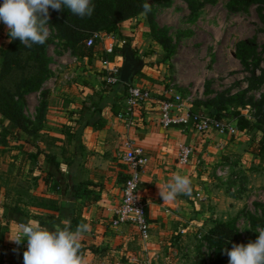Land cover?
I'll list each match as a JSON object with an SVG mask.
<instances>
[{
	"label": "rangeland",
	"instance_id": "obj_1",
	"mask_svg": "<svg viewBox=\"0 0 264 264\" xmlns=\"http://www.w3.org/2000/svg\"><path fill=\"white\" fill-rule=\"evenodd\" d=\"M194 1L201 6L195 13H191L183 0H169L168 5L148 0L155 12L156 25L159 29L165 30L171 40V49H163L152 38L147 17L139 15L127 23L128 35L125 38H116V56L121 61L123 55L121 50L127 45L140 68L146 67L155 76L156 84L170 87L182 97H191L193 111L210 116L211 108L208 103L216 94L221 92L235 94L247 87L245 79L249 74L234 56L237 42L254 38L263 59L260 67L264 68V21L261 19L264 17V11L259 13L256 5H250L245 10L233 13L228 9L229 0ZM49 29L50 44L47 51L50 58V76L43 83L41 90L25 96L24 113L30 120H34L43 92L45 94L40 130L32 137L23 132L16 134V128L0 116V200L8 199L7 202H0V211L8 213L7 221H0L2 223L0 229L4 228L3 221L8 222L6 234L0 238V259L1 252L5 250L10 264H23V252L26 251L23 244L18 246L8 239L14 223L10 211L14 207L22 211V222L38 216L40 219L36 220L49 230H55L64 224V216L60 210L63 209L66 213L69 207L61 208L57 205V192L51 180L48 186L43 187L42 184L48 167L46 156H54L60 164V169L61 165L70 164V157L65 153L68 151L57 144L59 142L57 135H73L78 125L79 108L76 111L69 110L72 119L76 116L75 120H71L74 125L57 124V120L52 119L57 117V107L60 104L57 88H67L68 91L71 89L70 96L84 97L80 87L72 86H82L86 81L94 80L85 78L83 81L81 76L74 75L75 73L80 75L77 72L82 69L83 58L73 55L70 49L64 47L56 31ZM8 40L6 26L0 22V50ZM102 57L101 45L97 42L95 47L91 48V56L88 58L100 60ZM256 74L258 75L259 71H256ZM101 84L108 89L103 82ZM114 87L116 85L111 86ZM263 93L264 87L252 90L245 95L244 101L257 102ZM221 111L222 119L230 123L236 122L241 116L252 120L256 113L252 105L240 103L229 104ZM259 136L260 133L256 131L238 130L235 136L222 138L221 142L215 138L218 151L215 154L211 153L215 158L209 166L211 168L209 191L212 193L211 200L217 201L207 208L209 218L204 219V225L199 228L190 227L188 233L191 234L187 239L174 237L172 242L177 246L178 252L163 253L161 257L163 261L157 259L159 263L155 261L158 255H153L155 259L152 260L153 263L210 264L212 255L202 237L213 223L235 220L237 230L243 236H247L248 217L253 215L264 218V150L258 149ZM21 142L23 143L19 144ZM21 147L27 148L26 151L31 155L19 154L23 151ZM38 151L45 153L46 156L37 154ZM32 156L34 159H30ZM67 190L63 189L59 194L64 199H72L70 192L66 194ZM42 194L44 196H41ZM69 205L74 209L76 216L80 217L79 224H82L84 203L75 200L68 203ZM118 228L120 229L117 232L125 234V240L103 257L106 258V264L124 261L126 253H134L141 249L142 243L131 227ZM82 250L86 254L84 246ZM131 255L133 254H129ZM97 256L95 255L96 259Z\"/></svg>",
	"mask_w": 264,
	"mask_h": 264
},
{
	"label": "crops",
	"instance_id": "obj_2",
	"mask_svg": "<svg viewBox=\"0 0 264 264\" xmlns=\"http://www.w3.org/2000/svg\"><path fill=\"white\" fill-rule=\"evenodd\" d=\"M129 22L130 20L125 21L119 27L122 37L128 35L127 23ZM100 60L83 57L82 69L77 72L80 75L74 74L81 76L83 81L85 78L94 79L91 82L86 81L82 86H72L80 87L84 97L70 96L71 89L68 91L67 88H57V97L61 105L57 107V117L52 119L57 120L59 125L72 123L74 125L71 120H75L76 116L72 119L73 116L69 110L76 111L79 108L80 111L82 101L98 102L100 98L105 101L109 99L101 112L102 128L95 129L92 126L84 128L82 135L78 137L80 146L76 135H57L59 141L57 144L66 148L68 153H65L71 160L70 164L61 165V172L66 181L69 179L67 175H70V179H73L75 183L84 182L92 185L89 187L91 191L89 195L76 200L84 203L82 223L90 225V231L84 234L82 244L86 248L89 264H106V258L103 257L125 240V234L117 232L120 228L117 229L112 225L113 210L120 203L121 189L126 177V166L122 156L128 145L140 148L147 159L139 185V194L147 206V217L150 223V237L145 251L149 258L158 255L155 261L159 263V260L163 261L161 258L163 253L178 252L177 246L172 242L174 237L187 239L191 234L188 233L190 227L199 228L204 225V219L209 218L207 208L217 201L211 200L212 193L209 191L211 188L209 166L215 158L211 153L215 154L218 151L216 137L220 142V139L228 137H220L215 133L199 134L192 128L184 129L181 126L163 128L159 124V108L160 103L168 96L165 91L170 88L156 84L155 76L146 67L141 68L139 74L136 73L132 85L149 89L151 98L133 110L134 124L129 129L125 128L117 115L125 108L126 95L124 97L121 86L116 85L114 88L108 86V89L103 87ZM97 73L100 74L96 76ZM180 144L192 149V155L187 164H180L177 161ZM75 157H78V160H75ZM175 174L190 178L191 194L180 195L174 203L163 204L162 198L158 196L157 184L164 185ZM42 186L45 187L44 184ZM68 192L69 190L66 194ZM197 194L205 197V201L200 202L196 197ZM2 201L7 202L8 199H2ZM74 201L64 199L57 192V205L61 208L64 206L70 208L68 203ZM0 212V221H7V214L4 211ZM6 221H3L4 228L0 229L1 239L7 231L8 222ZM132 230L136 233L133 228ZM89 247H94L97 253H92ZM143 250L141 245V249L137 252L126 253L125 261L129 254H143L145 253ZM178 250L181 251V249ZM95 255H98L97 259Z\"/></svg>",
	"mask_w": 264,
	"mask_h": 264
},
{
	"label": "trees",
	"instance_id": "obj_3",
	"mask_svg": "<svg viewBox=\"0 0 264 264\" xmlns=\"http://www.w3.org/2000/svg\"><path fill=\"white\" fill-rule=\"evenodd\" d=\"M155 1L163 2L165 5L169 4V0ZM183 1L187 4L191 13H195L201 6L194 0ZM144 3H148V0H92L94 5L93 14L91 17L86 16L84 18L71 14L67 8H64L63 11H54L50 8L48 27L56 31L57 37L63 42L64 47L70 49L73 55L81 58L90 57L91 48L95 47L96 43L92 47H86L88 37L94 32L105 31L114 36L115 39L125 38L119 32L120 25L127 20L135 19L142 15V5ZM250 5H256L259 13L264 11V0H229L228 9L235 13L245 10ZM154 14L155 12L151 7V10L146 15L151 36L163 49H171V40L167 37L166 31L159 29L156 25ZM261 19L264 21L263 16ZM123 42L125 44L124 40ZM49 44L50 41L47 39L43 45L34 44L31 48H28L17 39L11 43L7 42L0 50V116L16 128V134L23 132L32 137L42 126L45 106L43 102L45 98L44 92L34 120H30L24 113L26 106L25 96L41 90L43 83L50 76V58L47 51ZM126 48L127 45H124L121 51L123 52ZM114 55L116 56V47ZM234 55L245 72L249 74L245 79L247 87L235 94L227 92L216 94L208 103L211 108L209 114L212 117L222 119L220 112L229 104L252 105L256 110L252 120L241 116L234 124L239 131H256L260 133L257 139V146L258 149L264 150V93L257 102L244 101V97L248 92L264 87V68L260 67L263 59L258 52L254 38L237 42ZM102 58H104V54ZM256 71H259L258 75ZM138 73L139 71H137ZM116 85L122 87L125 97L128 86L120 82ZM110 100H114V98H110ZM106 101H109V99ZM106 101L100 98L98 102H84L82 104L78 115V125L73 133V135H76L79 146L80 139L78 137L82 135L84 128L90 126L95 129L102 128L101 112ZM21 149L23 151H20L19 154L31 155L30 152L26 151L27 148L21 147ZM75 151L78 153L77 149ZM37 154L46 156L41 151H38ZM34 156L30 159H34ZM46 158L48 167L44 178L45 186H48L51 180L54 184L55 192L60 193V191L67 188L73 200L90 194L89 187H92L91 184L84 182L75 183L73 179H70V175H67L69 179L66 181L57 159L54 156H46ZM75 160H78V157H75ZM233 198L236 199V197ZM60 211L63 214L61 215L64 216V221H70V225L61 224L59 228L70 227L71 230H74L79 225L80 217L76 216L72 208L67 209L66 213H64L63 209ZM10 214L14 222L22 221L23 214L19 208L14 207ZM34 218L40 219L38 216H34ZM261 228H264V218L253 215L248 217L249 235L247 236H243L237 230L235 220L213 223L202 237V241L212 255L210 264H229L228 257L224 254L223 249L231 250L233 244L246 245L249 241L255 242L258 237V231ZM89 250L94 254L97 253L94 247H89Z\"/></svg>",
	"mask_w": 264,
	"mask_h": 264
},
{
	"label": "clouds",
	"instance_id": "obj_4",
	"mask_svg": "<svg viewBox=\"0 0 264 264\" xmlns=\"http://www.w3.org/2000/svg\"><path fill=\"white\" fill-rule=\"evenodd\" d=\"M63 11L67 8L71 14L80 18L91 17L94 11L92 0H2L0 3V22L7 29L8 42L19 40L25 47L43 45L50 35L49 9ZM142 15L151 10L149 3L142 5ZM158 196L163 204L174 203L180 195L191 194V180L186 175L175 174L164 185H158ZM138 200L129 194L128 203ZM137 213L141 211L135 208ZM70 225V221H64ZM90 231L87 223L79 224L75 230L70 227L49 230L36 219L27 222H14L8 239L16 245L26 241L23 252V264H89L83 252L82 240ZM229 264H264V228L259 229L255 242L233 244L231 250L223 249Z\"/></svg>",
	"mask_w": 264,
	"mask_h": 264
},
{
	"label": "built area",
	"instance_id": "obj_5",
	"mask_svg": "<svg viewBox=\"0 0 264 264\" xmlns=\"http://www.w3.org/2000/svg\"><path fill=\"white\" fill-rule=\"evenodd\" d=\"M0 3H2V0H0ZM97 42L101 45V50L104 54V58L100 60L103 82L106 86H114L120 82L118 73L121 65V61L117 60L114 55L116 39L105 31L94 32L86 40V47H92ZM165 94L168 96L160 103L159 108V124L163 128L181 126L184 129L192 128L199 134L215 133L221 137H232L238 133L234 123L194 112L192 109L193 99L191 97H182L172 88L165 91ZM150 98L151 92L149 89L132 84L128 86L125 108L117 115V118L123 122L125 128L129 129L134 124L133 110L148 102ZM191 155L192 149L190 147L183 144L179 145L178 163L187 164ZM122 160L126 166V177L121 189L120 203L113 210L112 225L113 227H132L136 231L145 253L127 256L126 261H117L113 264H155L152 262V260H155L154 257L149 258L145 251L150 237V223L147 217V206L139 194L141 173L146 166L147 159L140 148L128 145ZM130 193L138 199L133 201V205L128 203ZM196 197L200 202L205 201V197L200 194H197ZM132 208L141 212L137 213L134 210H130ZM23 247L27 248L26 241ZM0 264H10L7 251L5 250L1 252Z\"/></svg>",
	"mask_w": 264,
	"mask_h": 264
},
{
	"label": "water",
	"instance_id": "obj_6",
	"mask_svg": "<svg viewBox=\"0 0 264 264\" xmlns=\"http://www.w3.org/2000/svg\"><path fill=\"white\" fill-rule=\"evenodd\" d=\"M140 69L141 68L138 62L134 59L132 52L128 48L124 49L118 73L120 83L127 86L131 85L134 76Z\"/></svg>",
	"mask_w": 264,
	"mask_h": 264
}]
</instances>
